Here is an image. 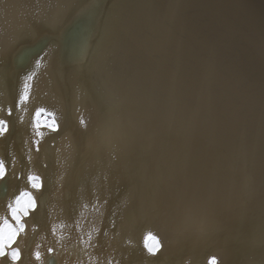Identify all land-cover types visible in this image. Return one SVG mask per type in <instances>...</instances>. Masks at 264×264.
Segmentation results:
<instances>
[{
    "label": "bare ground",
    "instance_id": "bare-ground-1",
    "mask_svg": "<svg viewBox=\"0 0 264 264\" xmlns=\"http://www.w3.org/2000/svg\"><path fill=\"white\" fill-rule=\"evenodd\" d=\"M0 121V264H264V0H0Z\"/></svg>",
    "mask_w": 264,
    "mask_h": 264
},
{
    "label": "rangeland",
    "instance_id": "rangeland-1",
    "mask_svg": "<svg viewBox=\"0 0 264 264\" xmlns=\"http://www.w3.org/2000/svg\"><path fill=\"white\" fill-rule=\"evenodd\" d=\"M38 123L39 124H45L48 125L50 127L54 126V122L51 116H49V114L47 113H40L37 117ZM33 183L34 184H38V180L37 178H33ZM33 197L29 192H23L22 194H20L15 201V205H13L11 207V213L12 216L14 218V220L19 224V225H23V221H22V215L26 214L28 212V210L30 208L33 207ZM0 235L3 236L4 238V244H5V248L4 251H6L7 246H11V244L14 242L15 236L17 235V227L13 224V222H11L9 219H4L1 223H0ZM13 234V239L11 241H9L7 239L9 234ZM152 237L154 236H149L148 239L146 240V245L148 247V249H152V251L156 250L158 248L157 246V239H153ZM15 249L14 247H10V249L8 250V254L11 257V252L12 250ZM17 250V249H16Z\"/></svg>",
    "mask_w": 264,
    "mask_h": 264
},
{
    "label": "snow or ice",
    "instance_id": "snow-or-ice-1",
    "mask_svg": "<svg viewBox=\"0 0 264 264\" xmlns=\"http://www.w3.org/2000/svg\"><path fill=\"white\" fill-rule=\"evenodd\" d=\"M3 125H4V121H0V134H2L3 131L5 130L4 127H3ZM5 175H6L5 165H4L3 161H0V179H3L5 177ZM31 179L32 178L30 177V180ZM33 186L35 187L37 185H33ZM22 230L23 229H20V231H22ZM0 231H2V230H0ZM149 236H151V234H149ZM152 238L155 239V237H152ZM7 239L9 241H11L13 239V234L10 233L8 235ZM146 239H148V237H146ZM156 243H157V246H158L159 241H157ZM4 248H5L4 238H3L2 235H0V257L6 256V253L4 251ZM49 251H52V249H49ZM149 251H152V249H149ZM19 255H20V253H19L18 250H16V249H13L12 250V252H11V258H12V260L19 259ZM36 255H37V259H39L40 258L39 257V253H37Z\"/></svg>",
    "mask_w": 264,
    "mask_h": 264
}]
</instances>
